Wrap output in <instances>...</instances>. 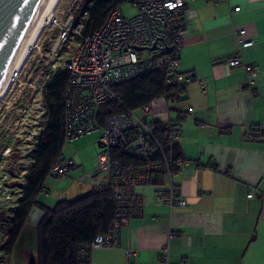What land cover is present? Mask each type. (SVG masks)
<instances>
[{"label": "crops", "instance_id": "obj_1", "mask_svg": "<svg viewBox=\"0 0 264 264\" xmlns=\"http://www.w3.org/2000/svg\"><path fill=\"white\" fill-rule=\"evenodd\" d=\"M185 21L181 69L194 82L151 123L182 125L175 183L186 207L157 201L164 188H140L142 214L121 229L119 247L93 251L91 264H264V135L246 139L252 126L264 127V0H187ZM240 31L253 47L239 50ZM236 53L259 70L253 86L245 68L228 66ZM91 176L60 182L65 191L52 185L42 202L84 195ZM32 215L38 225L43 212Z\"/></svg>", "mask_w": 264, "mask_h": 264}, {"label": "built area", "instance_id": "obj_2", "mask_svg": "<svg viewBox=\"0 0 264 264\" xmlns=\"http://www.w3.org/2000/svg\"><path fill=\"white\" fill-rule=\"evenodd\" d=\"M88 3V8L80 12L84 11L83 19L88 16L94 0H88ZM130 3L137 10L133 17L126 16L123 6L115 7L103 26L90 37L84 35L83 23L78 22L75 15L70 16L49 47L52 65L41 76L47 80L38 84V92L46 89L47 94V81L60 70L69 72L64 95L66 142L102 132L97 155L98 167L89 179L92 190L112 193L116 215L108 233L98 235L81 251L82 264H91V254L95 250L120 246L121 229L142 214L140 188H164L166 195H159L157 201L163 200L171 208L186 207L181 187L175 183L176 172L182 161L174 157L173 153L166 155V148L155 133V123H150L148 117L167 113L169 107L181 100L186 89L194 82L193 75L181 69V52L187 38L184 17L187 0H132ZM234 11L240 12L241 7H235ZM72 36L81 39L75 55L59 61L60 53ZM238 36L239 50L254 46L253 39L244 37L245 31L238 32ZM227 63L232 68H245L248 86L255 84L259 70L244 65L239 53L234 54ZM160 70L168 72L169 84L179 87L176 95H164L138 109L120 112L107 118L103 124L100 123L102 106L115 103L119 109L124 107L123 99L114 90L115 87ZM19 73L14 72V83ZM157 105L161 108L157 109ZM47 114L44 111L42 118L38 119L40 127L36 120H32L26 136L29 142H38L43 133L40 132L41 126L48 122ZM167 128L171 140L169 148L172 149L174 144L181 142L183 129L176 122L170 123ZM263 135L264 127L252 126L246 139L253 142ZM76 169V165L62 158L53 168L50 178L65 182L70 172ZM253 197L252 193L248 196L250 199ZM132 254L133 251L128 252L129 256ZM163 258L167 263L168 248L164 249Z\"/></svg>", "mask_w": 264, "mask_h": 264}, {"label": "trees", "instance_id": "obj_3", "mask_svg": "<svg viewBox=\"0 0 264 264\" xmlns=\"http://www.w3.org/2000/svg\"><path fill=\"white\" fill-rule=\"evenodd\" d=\"M126 2L127 0H94L88 16L83 19L81 15L78 19L84 25V35L95 33L103 26L110 11ZM88 5L89 3L85 4L83 10ZM68 78L69 72L62 70L47 85L48 122L36 150H32L33 164L27 175V185L22 189V198L13 214L7 240L1 247L6 254L12 255L32 211L38 208L43 212V218L37 225L40 256L36 264H82L81 251L98 235L108 233L116 215L115 201L109 191L91 190L75 199L59 200L54 207L42 202V198L51 196L46 184L51 179L53 168L64 158V95ZM169 80L168 72L160 70L115 87L114 90L123 99L124 107L119 109L115 103L102 106L100 123L103 124L107 118L120 112L138 109L164 95H176L179 87L169 84ZM153 127L166 148V155L175 154L176 144L172 149L169 148L171 140L167 126L155 123Z\"/></svg>", "mask_w": 264, "mask_h": 264}, {"label": "rangeland", "instance_id": "obj_4", "mask_svg": "<svg viewBox=\"0 0 264 264\" xmlns=\"http://www.w3.org/2000/svg\"><path fill=\"white\" fill-rule=\"evenodd\" d=\"M130 2L132 0H127L123 5L127 17H133L137 13ZM87 3L88 0L60 1L51 25L43 32L39 43L19 73L17 82L12 83L10 91L0 103V264H30L31 256L36 261L39 259V238L34 215L25 225L12 255L6 254L1 247L7 240V231L22 198V189L27 185V175L33 164L32 150H36L38 143L33 140L34 144H32L26 137L30 124L34 119L40 127L38 119L42 118L44 111L48 113L46 89L38 92V84H43L47 80L41 76L46 74L52 65L48 53L49 47L52 40L66 26L70 16L75 15L76 20L81 18L80 12ZM80 40L72 36L58 60L63 61L65 58L73 57ZM149 122L151 123V116ZM46 125L47 121L41 126L40 132H44ZM101 136L102 132L97 131L80 139L65 142L63 156L68 162L77 166L76 170L70 172L68 182L75 180L81 183L87 179L85 176L95 174L98 167L97 155ZM60 182L62 181L57 179L48 180L46 186L51 191V196H54L55 192L51 189L52 185H55L59 191H65L64 182L63 184ZM46 203L54 207L57 202L47 201Z\"/></svg>", "mask_w": 264, "mask_h": 264}, {"label": "water", "instance_id": "obj_5", "mask_svg": "<svg viewBox=\"0 0 264 264\" xmlns=\"http://www.w3.org/2000/svg\"><path fill=\"white\" fill-rule=\"evenodd\" d=\"M52 0H0V88L41 24ZM30 264H36L31 256Z\"/></svg>", "mask_w": 264, "mask_h": 264}, {"label": "bare ground", "instance_id": "obj_6", "mask_svg": "<svg viewBox=\"0 0 264 264\" xmlns=\"http://www.w3.org/2000/svg\"><path fill=\"white\" fill-rule=\"evenodd\" d=\"M61 0H52L45 17L43 18L41 24L39 25L37 31L35 32L33 38L31 39L30 43L28 44L27 48L25 49L23 55L19 59L18 63L16 64L15 68L12 70V72L9 74L7 77L6 81L0 88V103L2 100L6 97L8 92L10 91V87L13 83V77H14V72H21L23 69L24 65L28 61L29 57L31 56L32 52L34 51L36 45L39 43V40L45 31L46 28H48L53 20L55 11L59 5Z\"/></svg>", "mask_w": 264, "mask_h": 264}]
</instances>
